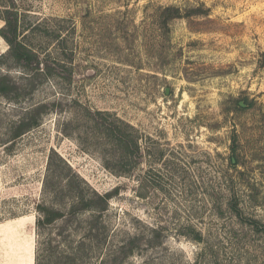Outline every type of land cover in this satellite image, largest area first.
Returning <instances> with one entry per match:
<instances>
[{
    "label": "rangeland",
    "instance_id": "obj_1",
    "mask_svg": "<svg viewBox=\"0 0 264 264\" xmlns=\"http://www.w3.org/2000/svg\"><path fill=\"white\" fill-rule=\"evenodd\" d=\"M15 1L48 74L28 84L0 33V75L27 88L0 96V264H35L54 152L99 192L119 187L86 264L132 241L124 264H264V0ZM169 6L182 16L166 22ZM39 104L40 124L6 149L10 122ZM114 118L137 132L126 165L102 125Z\"/></svg>",
    "mask_w": 264,
    "mask_h": 264
},
{
    "label": "trees",
    "instance_id": "obj_2",
    "mask_svg": "<svg viewBox=\"0 0 264 264\" xmlns=\"http://www.w3.org/2000/svg\"><path fill=\"white\" fill-rule=\"evenodd\" d=\"M169 15L166 22L175 17H181L180 8L169 6L164 9ZM0 18L5 25L0 33L9 45V50L2 56L9 57L17 64L28 70L26 80L32 85L34 76L48 74L42 68L43 58L35 50L31 49L20 36V17L15 0H0ZM33 86V85H32ZM19 89L26 92L27 88H22L17 80L9 74L0 75V96L10 100H16L22 94ZM31 90V89H30ZM16 91V92H15ZM15 92V94H14ZM27 93V92H26ZM248 106L252 102L248 98H243ZM240 109H244L240 102ZM46 105L39 104L27 109L22 118L10 122L6 131V149L11 150L14 142L36 126L40 124ZM98 113H101L99 111ZM112 116L110 112H105ZM107 136L114 146L118 148L117 162L124 165L128 158L136 159L139 156V144L136 129L118 118L104 120ZM3 142L1 141V145ZM55 155L58 159H55ZM239 159L236 158V163ZM234 163L233 159L231 160ZM128 164V163H126ZM125 164V165H126ZM108 167L111 166L108 164ZM113 169V168H112ZM117 175H128L130 170L126 168L112 170ZM119 187L106 193L99 192L84 177L77 173L72 166L56 152L50 155L48 162V173L44 180L45 198L38 204L39 216L37 219V232L41 238L37 250L35 264H86L90 251L100 249L106 245L111 235V228L104 217L109 210L111 199L118 193ZM237 215L241 211L235 208ZM85 218H81L83 216ZM251 224L258 226L257 221L249 220ZM57 226L56 234L61 240L47 236L46 230ZM264 229L263 227H257ZM83 230V234L76 241L73 235L76 230ZM200 239V237L198 238ZM76 242V245L75 243ZM135 242H120L109 248L108 260H102L105 264H124V262L135 254Z\"/></svg>",
    "mask_w": 264,
    "mask_h": 264
},
{
    "label": "water",
    "instance_id": "obj_3",
    "mask_svg": "<svg viewBox=\"0 0 264 264\" xmlns=\"http://www.w3.org/2000/svg\"><path fill=\"white\" fill-rule=\"evenodd\" d=\"M167 89H168V88H167ZM241 105H242V106H246L244 102H241Z\"/></svg>",
    "mask_w": 264,
    "mask_h": 264
}]
</instances>
